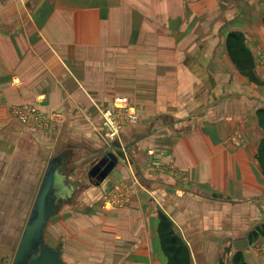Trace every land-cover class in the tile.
<instances>
[{
	"label": "crops",
	"instance_id": "obj_1",
	"mask_svg": "<svg viewBox=\"0 0 264 264\" xmlns=\"http://www.w3.org/2000/svg\"><path fill=\"white\" fill-rule=\"evenodd\" d=\"M227 2L238 15L224 30ZM263 21L264 0H0V264H12L49 162L65 153L58 197L82 190L45 242L66 264H167L161 214L193 264H231L239 240L248 264H264V238L249 241L264 224ZM233 33L256 82L228 53ZM118 98L140 120L122 129L111 150L121 160L96 186L89 173L110 152L101 110ZM23 105L61 121L29 128L13 114Z\"/></svg>",
	"mask_w": 264,
	"mask_h": 264
},
{
	"label": "water",
	"instance_id": "obj_2",
	"mask_svg": "<svg viewBox=\"0 0 264 264\" xmlns=\"http://www.w3.org/2000/svg\"><path fill=\"white\" fill-rule=\"evenodd\" d=\"M67 154L50 160L12 264H66L61 258L60 251L46 244L45 230L49 221L61 213L69 203H73L79 195V191L82 190V186H80L76 190L74 198L67 201L58 197L57 176L65 179L68 173L72 172V162ZM119 162L120 159L110 152L90 171V181L96 186L101 185ZM248 245V240H239L234 244L236 249L241 252L248 250Z\"/></svg>",
	"mask_w": 264,
	"mask_h": 264
},
{
	"label": "trees",
	"instance_id": "obj_3",
	"mask_svg": "<svg viewBox=\"0 0 264 264\" xmlns=\"http://www.w3.org/2000/svg\"><path fill=\"white\" fill-rule=\"evenodd\" d=\"M228 53L242 75L249 77L251 81L256 82L254 76V60L251 52L245 45V39L242 34H230L227 39ZM260 127L264 130V109L258 112ZM258 161L264 175V139L260 143ZM159 235L162 250L167 258V264H193L188 246L176 234L173 224L164 215H160ZM259 237L264 238V224L257 227L250 235L249 241L253 242ZM231 264H248L244 252L237 251L232 257Z\"/></svg>",
	"mask_w": 264,
	"mask_h": 264
},
{
	"label": "built area",
	"instance_id": "obj_4",
	"mask_svg": "<svg viewBox=\"0 0 264 264\" xmlns=\"http://www.w3.org/2000/svg\"><path fill=\"white\" fill-rule=\"evenodd\" d=\"M13 114L25 126L46 131H51L61 121L58 113L48 116L34 105L16 107L13 109ZM101 115L104 127L103 138L110 150L114 149L113 143L120 139L122 129L125 126L137 124L140 120L138 111L126 98H118L113 104L104 107ZM104 199L107 204H111L109 195H105Z\"/></svg>",
	"mask_w": 264,
	"mask_h": 264
},
{
	"label": "rangeland",
	"instance_id": "obj_5",
	"mask_svg": "<svg viewBox=\"0 0 264 264\" xmlns=\"http://www.w3.org/2000/svg\"><path fill=\"white\" fill-rule=\"evenodd\" d=\"M236 6H237V4H228V2L225 4H220V11L219 12H221V14L224 13V14H226V16H229V19H227V17H224L222 21L218 22L219 24H218L217 28L226 30V29H228V25L231 26L232 20H235L237 18V15H238V10H237ZM171 8L173 11V9H174L173 5L171 6ZM263 23H264V21H263ZM220 38H222V37H220ZM224 38L226 39V37H224ZM260 64L262 66V70L264 71V54L261 57V63ZM262 70L259 69L258 71H259V74L262 75L261 77L264 79V72ZM263 85H264V81H263ZM110 152L113 153L114 155H116L111 150H110ZM110 152H108V153H110ZM121 153L123 154V151H121ZM116 156L121 160L120 156H118V155H116ZM105 202H106V200H105ZM110 202H111V204L106 205V207L108 209L113 208L114 206L118 205V203H119L117 200H111V198H110ZM230 250H232L233 252L236 253V247L235 246H234V248L231 247ZM225 259H226V257H225Z\"/></svg>",
	"mask_w": 264,
	"mask_h": 264
},
{
	"label": "flooded vegetation",
	"instance_id": "obj_6",
	"mask_svg": "<svg viewBox=\"0 0 264 264\" xmlns=\"http://www.w3.org/2000/svg\"><path fill=\"white\" fill-rule=\"evenodd\" d=\"M100 161V160H99Z\"/></svg>",
	"mask_w": 264,
	"mask_h": 264
}]
</instances>
